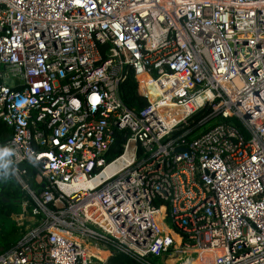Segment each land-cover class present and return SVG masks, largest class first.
I'll return each mask as SVG.
<instances>
[{
    "label": "built area",
    "instance_id": "obj_1",
    "mask_svg": "<svg viewBox=\"0 0 264 264\" xmlns=\"http://www.w3.org/2000/svg\"><path fill=\"white\" fill-rule=\"evenodd\" d=\"M129 74L141 109L121 99ZM202 109L223 120L173 136ZM0 120L22 194L0 264H176L181 247L264 264V0H0Z\"/></svg>",
    "mask_w": 264,
    "mask_h": 264
},
{
    "label": "trees",
    "instance_id": "obj_2",
    "mask_svg": "<svg viewBox=\"0 0 264 264\" xmlns=\"http://www.w3.org/2000/svg\"><path fill=\"white\" fill-rule=\"evenodd\" d=\"M120 94L123 103L130 109H141L146 105V100L138 94L137 83L131 74H129L120 84ZM206 116L207 112L205 109L197 111L187 119L186 123L180 124L173 130V136L187 132L185 136L186 139H191L196 134L205 131L213 124L223 120L220 117H214L208 121L202 122ZM226 122L233 124L239 131L246 133L242 122L238 118L232 117L227 119ZM10 135V129L0 120V145H3ZM115 136L116 139L113 144L111 157H115L121 153L122 143L125 141V135L122 132H115ZM2 172L3 171L0 170V248L6 250L16 243L19 236L14 221L11 219V215L18 212L19 200L20 197H22V194L18 186L15 185V181L11 174L7 172V175L5 176ZM157 210L158 220L164 231L168 235H171L174 240L179 237L185 240L186 233L175 225L164 201H157ZM107 264L146 263L137 260L128 254L114 252L107 260Z\"/></svg>",
    "mask_w": 264,
    "mask_h": 264
},
{
    "label": "bare ground",
    "instance_id": "obj_3",
    "mask_svg": "<svg viewBox=\"0 0 264 264\" xmlns=\"http://www.w3.org/2000/svg\"><path fill=\"white\" fill-rule=\"evenodd\" d=\"M180 112H181V108L177 110L173 104H170L169 107L167 108V111L164 112L165 116L163 118L165 121H172L178 116ZM178 240L179 239H176V241ZM216 253L217 251L206 252L205 250H201L200 256L189 264H202L205 262L206 259H209L211 261V259H213ZM95 254L103 259L107 253L105 251H96Z\"/></svg>",
    "mask_w": 264,
    "mask_h": 264
},
{
    "label": "rangeland",
    "instance_id": "obj_4",
    "mask_svg": "<svg viewBox=\"0 0 264 264\" xmlns=\"http://www.w3.org/2000/svg\"><path fill=\"white\" fill-rule=\"evenodd\" d=\"M174 106H175V108L178 110V109H180V108H182V106H178V105H176V104H173ZM3 171V170H2ZM15 185H17L16 184V182H15ZM11 219H12V217H11ZM13 220V219H12ZM181 250H184V251H186V254H184V253H180L181 254V257L183 258V259H185L184 261H182V260H179L178 262H174V263H176V264H183V262H185V261H187L188 263L187 264H189V263H192V262H190L191 261V258H195L196 257V254H194L195 252L193 251V249H191V248H185V247H181ZM180 256V255H179ZM178 256V257H179ZM187 258H188V260H187ZM182 261V262H181ZM152 262L154 263V264H164V261H163V258L161 257V258H158V259H154V260H152Z\"/></svg>",
    "mask_w": 264,
    "mask_h": 264
},
{
    "label": "clouds",
    "instance_id": "obj_5",
    "mask_svg": "<svg viewBox=\"0 0 264 264\" xmlns=\"http://www.w3.org/2000/svg\"><path fill=\"white\" fill-rule=\"evenodd\" d=\"M11 155V150L7 147L0 149V170H3L2 174L7 175L8 164L10 161L7 159Z\"/></svg>",
    "mask_w": 264,
    "mask_h": 264
},
{
    "label": "water",
    "instance_id": "obj_6",
    "mask_svg": "<svg viewBox=\"0 0 264 264\" xmlns=\"http://www.w3.org/2000/svg\"><path fill=\"white\" fill-rule=\"evenodd\" d=\"M186 149L185 148H182V149H180V151H185ZM2 250V248H0V251ZM166 264H170V262L167 260L166 261Z\"/></svg>",
    "mask_w": 264,
    "mask_h": 264
},
{
    "label": "crops",
    "instance_id": "obj_7",
    "mask_svg": "<svg viewBox=\"0 0 264 264\" xmlns=\"http://www.w3.org/2000/svg\"><path fill=\"white\" fill-rule=\"evenodd\" d=\"M167 260L170 262V264H173L172 261H170L169 259H167Z\"/></svg>",
    "mask_w": 264,
    "mask_h": 264
}]
</instances>
